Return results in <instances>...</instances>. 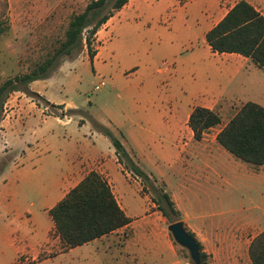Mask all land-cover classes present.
I'll list each match as a JSON object with an SVG mask.
<instances>
[{
  "label": "crops",
  "instance_id": "0c3cea01",
  "mask_svg": "<svg viewBox=\"0 0 264 264\" xmlns=\"http://www.w3.org/2000/svg\"><path fill=\"white\" fill-rule=\"evenodd\" d=\"M239 1L241 0H200L199 3L198 0H187L181 4L179 0H147L146 6L154 9L164 7L170 13V28L160 30L159 33L166 39L175 40L176 43H190L191 48L185 51L189 52L190 57L185 64L179 59L178 64L172 63L168 67L170 74L173 75L171 81L174 84L178 83V77L181 76L183 69L190 67V88L186 92L182 89L175 91L177 88H174L173 95L171 89H168L160 102L151 99V96L143 91L144 94L141 92L140 98L143 100L146 97V101L149 98L146 102V111L144 110L147 117L145 126L138 122L133 123L127 115H124L125 122L109 119L106 126L112 133L120 134V142L130 156L134 153L142 165L145 167L151 165V171H147L165 182L184 227L201 244L203 251L209 256V264H252L248 254L250 243L257 235L264 232V165L253 166L238 160L216 140L217 134L237 113L236 111L231 116L235 105L251 102L264 108V71L249 58L238 54L213 53L205 40L206 34ZM244 1L264 17V0ZM181 12L184 14L182 25H173L174 21L175 24L180 23L177 19ZM119 28L121 27H114L106 42L108 46L106 49L108 48L109 51L104 52L103 56L107 60L113 55L111 49L115 41L114 35ZM153 31L157 30H149L147 34L151 36ZM143 33L146 34V30ZM200 39L205 42L202 51L193 48V43L198 44ZM188 62L190 65L185 66ZM106 66L107 62L98 64L97 61L93 65L96 74L105 70ZM158 73L161 74L162 71L158 70ZM29 90L44 99L47 106L38 105V102L22 92L10 94L8 103L11 105L4 110L5 115L2 120L3 147L9 150V146L12 145L11 139H16L13 136L16 131L25 134L27 130H36L38 135L43 136L42 130L49 131L52 128V125L47 123L51 117L59 120L64 128L76 124V127L70 129L74 138L68 135V138L63 137L60 140L56 138L57 135L51 134L50 140L49 138L24 140L20 153L15 159L7 160L11 171L21 176L45 174L52 177L59 173L63 188L58 191L56 203L47 209L44 208L47 214L90 172L100 174L110 186L117 204L130 222L82 246L91 244L94 245L95 250L101 248L110 251L111 254V248L117 250L112 242L126 237L124 246L121 247L126 254L125 260H135L134 251L144 258L146 253L151 254L152 259L158 258L161 253L155 250V246H151L146 251L144 246L140 249L138 241L135 243L136 238L146 240V212L143 217L132 214L133 209L125 199L121 185L123 174L128 176V173L126 174L119 164L110 141L105 137L109 141L106 143L102 138L104 135L97 131L91 134L92 137L94 136L93 139H87L86 131L90 126L77 116L79 112L75 105L69 102L52 103L38 86V81L32 82ZM244 93L246 96L243 95ZM52 106H62V109L53 108L59 110L60 115L50 116L48 112H44ZM197 107L214 111L221 120L218 126L204 132L200 140L194 139L193 132L188 126L190 114ZM68 111H72V114H68ZM227 114L230 118L227 116L224 118ZM213 130L215 132L210 136L209 133ZM128 140H131L132 146H129ZM146 142H149L148 146L156 147L154 157L151 152L146 154L143 150ZM103 144L108 147L107 155L93 158V153ZM66 148L73 149V152H79L81 148L84 153L82 156L69 154L72 156L70 157ZM2 175L5 178V172L2 171ZM171 177L174 179V186ZM124 178L127 180L126 177ZM247 178L256 184L255 191L257 186L263 189L259 192V201H252L249 196V204L246 198L249 193H246ZM46 197H49L48 189ZM51 233L55 235L53 223L50 231L47 232V239ZM82 246L65 250L61 254ZM41 247L23 245L18 255H28L32 262H35ZM120 256L123 257L122 254ZM113 259L115 261L117 257Z\"/></svg>",
  "mask_w": 264,
  "mask_h": 264
},
{
  "label": "rangeland",
  "instance_id": "374dc122",
  "mask_svg": "<svg viewBox=\"0 0 264 264\" xmlns=\"http://www.w3.org/2000/svg\"><path fill=\"white\" fill-rule=\"evenodd\" d=\"M90 1L92 0H0V28L4 31L0 35V85L7 79H13L27 72L30 65L39 60L52 44L63 39L71 15L83 11ZM146 1L129 0L127 5L115 12L113 17L99 29L92 42L95 53L93 63L90 62L85 41H83V46L79 47L72 57L61 58L50 76L38 81V86L52 103L69 102L75 105L79 112L77 116L90 126V129L86 131L87 139L94 138L91 136L93 131H96L94 122L106 127L109 119L120 123L125 122L124 115L129 116L133 123L138 122L145 126L147 117L144 110L146 111V102L149 98L147 101L146 97L143 100L140 98V93L143 91L148 93L151 99L159 102L168 89H171L172 95L174 88H177L175 91L179 89L184 92L189 91L190 67L183 69L176 84L171 81L173 75L170 74L168 67L172 63L178 64L179 59L185 64L190 57L189 52H185L186 49L191 48L190 43L181 44V42L176 43L175 40L164 38L159 32L170 28V13L164 7L150 8L146 6ZM185 1L187 0H179L181 4ZM198 1L200 3V0ZM177 20L180 23L175 24L176 21H174L172 24L182 25L183 12ZM114 27L121 28L116 30L114 45L111 49L113 55L107 60L103 53L109 51L108 48L106 49L108 47L106 42ZM176 27L179 28V26ZM144 30L146 34L143 33ZM149 30L157 31H153L154 33L149 36L147 34ZM203 42V39H200L198 44L194 42L193 48L202 51ZM175 57H177L176 60ZM95 61L98 64L107 62L106 69L96 74L93 67ZM188 65H190L189 62L185 66ZM158 70L162 73H158ZM101 82H104V86L96 90L95 87ZM243 95L246 96L245 93ZM9 96L0 112V264H32L36 261V264H193L188 252L174 242L167 229L171 221L177 219L172 217V220H169L163 217L152 203L153 193L143 189L140 180L123 166L128 176L124 173L121 178L122 192L133 209L132 214L143 217L146 212V240L136 238L135 243L138 241L140 249L144 246L146 251L151 246H155V250L161 255L152 259L151 254L146 253L144 258L143 255L134 251L135 260H125L126 254L121 247L124 246L126 237L112 242L117 250L114 251L111 248V254L110 251L101 250V248L95 250L94 245L91 244L61 254L65 250L59 239L53 233L49 234L48 239L46 237L52 223L44 209L56 203L58 191L63 188L59 173L52 177L45 174L21 176L11 171L7 160L15 159L20 153L22 142L26 139L49 138L50 140L51 134L57 135L56 138L60 140L63 137L68 138V135L74 138L70 129L76 127V124L73 123L64 128L59 120L51 117L47 123L52 125V128L49 131L42 130L43 136L38 135L36 130H27L25 134L16 131L13 134L16 139H11L12 145L7 150L3 147L4 140L1 132L4 129L2 127L4 110L11 105L8 103ZM31 98L38 102V105L47 106L44 100ZM242 106L243 103L235 105L231 116ZM44 112H48L50 116L60 115V111L52 107ZM68 114L72 112L68 111ZM226 116L228 118L229 114L224 118ZM214 132V130L211 131L210 136ZM113 134L121 141L119 133ZM102 138L109 143L108 138V140L105 136ZM131 143V140H128L129 146L133 145ZM148 143L146 142L143 150L146 154L151 152L154 157L156 147L148 146ZM79 149V152H73V149L66 148V152L68 155L82 156L83 149ZM107 149L106 144L99 145L98 151L92 155L93 158L105 157ZM130 157L144 173L149 175L152 186L156 190H163L169 194L165 182L147 171H151V165L147 167L142 165L134 153ZM2 171L5 172V178ZM171 180L174 186L172 177ZM245 185L246 193L249 192L247 197L245 194V197L247 199L251 197L252 201H259V192L263 189L257 186L255 191L256 184L249 178ZM47 189L49 197H46ZM179 219L181 220V217ZM23 245L42 246L35 262H32L28 255H18ZM133 249L136 248L133 247ZM53 256L56 257L51 258ZM114 257H117V260L114 261Z\"/></svg>",
  "mask_w": 264,
  "mask_h": 264
},
{
  "label": "trees",
  "instance_id": "16d2710c",
  "mask_svg": "<svg viewBox=\"0 0 264 264\" xmlns=\"http://www.w3.org/2000/svg\"><path fill=\"white\" fill-rule=\"evenodd\" d=\"M128 2L129 0H92L83 11L72 14L63 39L52 44L39 60L30 65L27 72L7 79L0 85V112L7 97L13 92L42 99L29 90V85L47 79L60 59L72 57L83 46V41L90 62L93 63V37ZM3 32L0 28V35ZM205 40L213 53L238 54L249 58L264 71V17L248 2L241 0L236 3L206 34ZM220 122V116L214 111L197 107L190 114L188 126L194 139L200 140L204 132L218 126ZM93 126L98 133L109 139L119 164L140 180L143 189L153 193L152 203L161 215L169 220L175 217L177 220L171 221V224L181 221V215L169 194L152 186L149 175L134 163L111 130L97 122ZM216 140L238 160L253 166L264 165V108L251 102L244 104L217 134ZM48 215L64 250L90 243L130 222L117 204L106 180L96 172H90L71 189L49 210ZM185 230L195 239L192 233L186 228ZM196 242L201 264H209V256L203 251L201 244L197 240ZM248 254L252 264H264V232L251 241Z\"/></svg>",
  "mask_w": 264,
  "mask_h": 264
},
{
  "label": "water",
  "instance_id": "95a60500",
  "mask_svg": "<svg viewBox=\"0 0 264 264\" xmlns=\"http://www.w3.org/2000/svg\"><path fill=\"white\" fill-rule=\"evenodd\" d=\"M174 242L181 248L187 250L190 260L193 264H201L199 247L196 240L191 237L185 230L184 223L177 221L168 226Z\"/></svg>",
  "mask_w": 264,
  "mask_h": 264
},
{
  "label": "built area",
  "instance_id": "2783aa9c",
  "mask_svg": "<svg viewBox=\"0 0 264 264\" xmlns=\"http://www.w3.org/2000/svg\"><path fill=\"white\" fill-rule=\"evenodd\" d=\"M102 86H104V82H101L99 86L95 87V89L98 90Z\"/></svg>",
  "mask_w": 264,
  "mask_h": 264
}]
</instances>
